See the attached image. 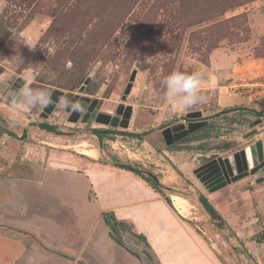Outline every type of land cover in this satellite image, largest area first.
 Returning <instances> with one entry per match:
<instances>
[{"label": "rangeland", "instance_id": "obj_1", "mask_svg": "<svg viewBox=\"0 0 264 264\" xmlns=\"http://www.w3.org/2000/svg\"><path fill=\"white\" fill-rule=\"evenodd\" d=\"M173 70L201 72L206 102L187 110L168 103L162 80ZM87 76L82 94L98 99V112L114 115L120 104L130 109L127 128L71 121L59 102L48 121L70 134L28 126L40 107L23 112L17 121L10 119L4 94L17 77H35L29 80L31 87L59 89L70 100ZM257 84L264 85V0H0V114L8 127L19 132L25 126L31 137L19 141L0 131V177L40 174L59 151L91 161L130 163L175 188L162 189L170 201L171 194L187 200L184 214L196 217L221 264H258L248 243L264 233V180L255 182L258 176L248 175L209 192L192 172L196 161L185 172L175 169V180L168 177L171 162L162 152L194 149L225 155L249 141L243 134L252 120L230 110L207 119L189 142L166 146L162 140L155 148L147 141H156L157 132L189 111L200 110L207 117L226 107H250L252 115H263ZM237 98L242 100L238 104ZM93 128L112 131L102 150L91 135ZM80 148L94 149L97 155L80 154ZM198 193L224 219L225 228L213 225L196 200ZM123 235L133 241L129 232ZM1 247L8 249L4 241Z\"/></svg>", "mask_w": 264, "mask_h": 264}, {"label": "crops", "instance_id": "obj_2", "mask_svg": "<svg viewBox=\"0 0 264 264\" xmlns=\"http://www.w3.org/2000/svg\"><path fill=\"white\" fill-rule=\"evenodd\" d=\"M250 109L231 112L245 113L250 122L260 117ZM162 152L175 180L176 170L196 163L194 149ZM47 162L40 174L0 177V241L8 247L0 248V264H140L110 236L104 212L124 223L125 234H142L159 264H221L196 217L172 209L165 194L133 171L65 151ZM248 244L264 264V242Z\"/></svg>", "mask_w": 264, "mask_h": 264}, {"label": "water", "instance_id": "obj_3", "mask_svg": "<svg viewBox=\"0 0 264 264\" xmlns=\"http://www.w3.org/2000/svg\"><path fill=\"white\" fill-rule=\"evenodd\" d=\"M134 76V71L129 77V82L124 89L123 99L125 95L129 93L131 82ZM90 77L87 76L81 85L77 89V93L74 94L70 101H80L85 107L89 97L80 96L79 94L84 91L85 85L89 82ZM25 81L24 78L17 77L14 82V86L10 87V91L17 89L20 83ZM53 103L48 107L42 109L43 116H47L52 112L56 102L59 101L63 92L59 89L51 91ZM8 97V96H7ZM9 99V97H8ZM97 98L91 100L87 107L85 117L82 121H86L88 113L93 109L97 103ZM67 111L71 109L66 108ZM71 110L69 120L76 121L77 114ZM132 117V111L130 109L123 110L122 104L118 105L115 110V114L97 112L95 121L102 124H108L113 127L127 128L129 121ZM206 116L202 115L200 110L189 111L184 114L181 120L175 121L160 130L162 140L166 146H170L173 143H184L189 138H193L192 134L207 124ZM35 124L40 129L47 132H51L57 135L69 134V132L63 131L55 123H49L47 121H41ZM249 130L243 134L244 139L249 141L244 143L242 146L234 148L230 153L220 155L219 153L209 151L207 153H195L193 156L194 161L197 162V166L192 170L193 174L198 180L208 189L209 192L223 188L225 185L235 182L248 175L258 176L255 182H261L264 180V120L258 117L252 120L249 124ZM95 135L98 136L96 132ZM183 145V144H182ZM186 145V144H185ZM101 145L99 144V148ZM123 168L138 173L140 175L153 179L159 187L164 190L173 192L175 188L161 183L158 176L143 168L136 167L130 163H119ZM196 200L206 213L208 218L212 221L218 229L226 227L224 219L217 213L215 208L211 205L209 200L201 193L196 195ZM110 232L113 237L123 245L133 247L138 251V254L145 258L149 264H157L155 262V256L148 249L130 241L122 233H120L115 227L110 228ZM226 239L227 236H226ZM79 264H86L85 262L79 261Z\"/></svg>", "mask_w": 264, "mask_h": 264}, {"label": "clouds", "instance_id": "obj_4", "mask_svg": "<svg viewBox=\"0 0 264 264\" xmlns=\"http://www.w3.org/2000/svg\"><path fill=\"white\" fill-rule=\"evenodd\" d=\"M26 78L24 84L18 89L8 93L10 119L17 121L23 112L37 107H48L53 103L52 93L48 90L33 88ZM203 74L199 71L191 73L173 70L162 80L165 100L178 109L187 110L197 104L206 102L201 92ZM59 104L75 112H84L85 105L80 101H70L67 97L59 99Z\"/></svg>", "mask_w": 264, "mask_h": 264}, {"label": "trees", "instance_id": "obj_5", "mask_svg": "<svg viewBox=\"0 0 264 264\" xmlns=\"http://www.w3.org/2000/svg\"><path fill=\"white\" fill-rule=\"evenodd\" d=\"M233 109H234V108L226 107L225 109H222V111L217 112V113H215V114H213V115H209V116H207V117H205V118H206V119H210V118H213V117L218 116L219 114L226 113L227 111H230V110H233ZM252 113H253L255 116H257V115L259 114V113L255 112V111H252ZM208 126H210V125L208 124ZM208 126H206V128H207ZM204 127H205V126H203L202 128H204ZM208 128H209V127H208ZM146 134H147L146 132H145V133H141L142 136H145ZM147 141H148L150 144H152L155 148H159L158 143L161 142V144H162V137H161V134H160L159 132H157V134H156V141L151 140V139H147ZM113 165H115V166H117V167H120V168H123V167H121V165H119L118 163H114ZM134 173H135V172H134ZM135 174L141 176V177H142L146 182H148V184H149L153 189H155L156 191L161 192L162 194L164 193L163 190H162V188L159 187V185H158L153 179H151V178H149V177H146V176H143V175H140V174H138V173H135ZM165 201L167 202V204H168L172 209H174V207H173V205H172V203H171L169 197L165 196ZM174 210H175V209H174ZM103 220H104V222H105V224H106V226H107V228H108V230H109V234H110V236H111V237H112L117 243H119L122 247H124L125 249H127V250H128L130 253H132L133 255H135V256L139 259L140 264H148V263H146L145 261H143V259L137 254L136 251H134V250L131 249L130 247H128V246L123 245L122 243H120V242H119L118 240H116V239L113 237V235L111 234V232H110V228H111V227H115L120 233L125 234L126 227H125V225H124V223H123L122 221L117 220V219L114 217V215H113L112 212H104V213H103ZM129 234L133 237V241H134V242L138 243L139 245L143 246L144 248H146V249H148L150 252H152L151 249H150V247H149V245H148V243H147V241H146V239H145V237H144L142 234H137V233H134V232H132V231H129ZM252 239H253L255 242H257V243L264 242V233H262V232L257 233L256 235H254V236L252 237ZM39 243L42 245V243H41L40 241H39ZM155 262H156L157 264H159L158 261H157V259L155 260Z\"/></svg>", "mask_w": 264, "mask_h": 264}, {"label": "flooded vegetation", "instance_id": "obj_6", "mask_svg": "<svg viewBox=\"0 0 264 264\" xmlns=\"http://www.w3.org/2000/svg\"><path fill=\"white\" fill-rule=\"evenodd\" d=\"M21 78H23V77H21ZM16 81V79H14V80H12V81H10V83H8L7 84V88H6V91H5V94H4V99L5 100H7V101H9V99H8V93H9V90H10V87L11 86H14V82ZM25 82V81H24ZM24 82L23 83H20V85L19 86H16L17 87V89L19 88V87H21L23 84H24ZM87 85V84H86ZM85 85V86H86ZM80 96H87V95H84V94H82V93H80L79 94ZM62 96H63V94L61 95V97L60 98H62ZM87 97H89V96H87ZM92 99H94V98H90L89 97V101H87V103H86V110H87V107L89 106V104H90V102H91V100ZM58 102H56V104H57ZM97 103H98V100H97ZM97 103L95 104V106L93 107V109L88 113V115H87V117H86V121H82V118L83 117H85V113H86V110L84 111V112H79L78 114H77V119H76V121H80V122H83V123H87L89 120L91 121V120H94L95 121V116H96V114H97V109H96V105H97ZM56 104H55V106H56ZM2 106H5L6 107V104H2ZM55 108V107H54ZM53 108V109H54ZM42 109L43 108H40V110H39V114H38V118L34 121V120H30V121H28V126H32V127H34V126H36L35 124H32V123H38V122H41V121H47V122H49L48 121V117H49V115L52 113H49L47 116H43V113H42ZM53 111V110H52ZM68 119H69V117H70V115H71V110L70 111H68ZM75 121V122H76ZM6 120H5V117H3L1 114H0V131H2V133L3 134H5V135H8V136H10V137H12L13 139H16V140H19V141H28L31 137H30V135H29V132H28V128L27 127H25V126H23L21 129H20V131L19 132H15L13 129H11L10 127H8L7 125H6ZM96 122V121H95ZM49 123H51V122H49ZM55 124H57V122H54ZM37 127V126H36ZM39 128V127H38ZM61 130H63V131H65L64 129H62V128H60ZM66 132H69V134L71 133V131H66ZM94 132H96L97 134H98V136L97 135H95L94 134ZM112 131H108L107 129H102V128H93V129H91V135L92 136H94L95 137V139H96V141H97V146H98V148H99V144L101 145V147L99 148L100 150H102L103 149V141H106L109 137H110V133H111ZM189 141H191V140H187V142H189ZM114 164V163H113ZM119 164V163H118ZM120 165V164H119ZM122 167V166H121ZM2 176V175H1Z\"/></svg>", "mask_w": 264, "mask_h": 264}, {"label": "bare ground", "instance_id": "obj_7", "mask_svg": "<svg viewBox=\"0 0 264 264\" xmlns=\"http://www.w3.org/2000/svg\"><path fill=\"white\" fill-rule=\"evenodd\" d=\"M81 149V148H80ZM80 154H83L85 156H88L90 158H95L97 155V152L94 149L90 148H82L80 150ZM171 201L174 205V207L179 210L182 213H187V200L177 194H171L170 195Z\"/></svg>", "mask_w": 264, "mask_h": 264}, {"label": "built area", "instance_id": "obj_8", "mask_svg": "<svg viewBox=\"0 0 264 264\" xmlns=\"http://www.w3.org/2000/svg\"><path fill=\"white\" fill-rule=\"evenodd\" d=\"M261 85L262 84H259V85L257 84V86H259L261 88H260V90L259 89L257 90L256 99L257 100H263V102H262V110L261 111L264 113V87H263L264 85H262V86ZM260 117L262 118V120H264V114L261 115Z\"/></svg>", "mask_w": 264, "mask_h": 264}]
</instances>
